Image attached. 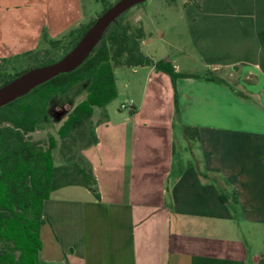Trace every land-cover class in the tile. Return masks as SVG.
<instances>
[{
  "label": "crops",
  "instance_id": "1",
  "mask_svg": "<svg viewBox=\"0 0 264 264\" xmlns=\"http://www.w3.org/2000/svg\"><path fill=\"white\" fill-rule=\"evenodd\" d=\"M67 4L49 15L42 0H0V61L84 23L81 0ZM181 5L190 40L181 53L203 72L165 60L201 77L177 80L176 114L167 74L120 72L129 115L98 121L84 151L99 197L77 185L50 193L38 264H264V0Z\"/></svg>",
  "mask_w": 264,
  "mask_h": 264
},
{
  "label": "trees",
  "instance_id": "2",
  "mask_svg": "<svg viewBox=\"0 0 264 264\" xmlns=\"http://www.w3.org/2000/svg\"><path fill=\"white\" fill-rule=\"evenodd\" d=\"M99 1L103 4L100 14L113 4L108 0ZM171 1L175 3L177 0ZM127 12L107 28L92 53L77 69L60 74L0 107V264H38V254L42 247L40 228L45 222L42 206L51 192L77 185L99 197L90 164L81 156L75 160L67 141L75 140L77 136L85 138V125L90 127L93 108L104 107L116 97V67L151 66L167 74L174 88L176 114L179 112L177 80L201 77L179 73L169 60H155L145 55L140 46L145 32L141 26L133 28L124 22ZM95 20L91 19L71 30L66 36V43L62 38L53 40L44 35L43 40L48 44V49L41 57L35 50L24 53L30 58L35 54L33 59L36 62L21 70L7 73L4 68L5 63L19 56L2 59L0 86L32 67L58 60V51H63V55L67 53ZM86 78L91 79L86 98L74 105L58 129L61 153L67 161L72 160L73 163L56 166L52 158L55 139L50 136L44 145L40 140H33L30 135L47 118L52 98L66 91L75 81ZM183 131L188 139L198 137L197 128L184 125ZM96 141L97 137L90 128L89 139L83 149L86 150Z\"/></svg>",
  "mask_w": 264,
  "mask_h": 264
},
{
  "label": "rangeland",
  "instance_id": "3",
  "mask_svg": "<svg viewBox=\"0 0 264 264\" xmlns=\"http://www.w3.org/2000/svg\"><path fill=\"white\" fill-rule=\"evenodd\" d=\"M114 3L116 0H108ZM44 7L48 10L49 15H59L60 12L64 13L68 8L67 0H42ZM85 12V21L87 23L91 19L97 18L102 11L103 4L99 0H81ZM135 13L142 19V25L146 33V37L142 43V52L152 57L155 60H165L170 57L175 61L179 70H194L202 71L201 68L192 60V57L182 56L183 49L190 48V40L187 34V26L184 17V11L181 5V0L172 3L171 0H147L141 4L132 7L124 16V22L130 24L131 27H139L136 23ZM82 23V24H84ZM81 25V24H80ZM67 34L62 37L66 43ZM48 44L44 42L38 46L35 51L39 56L48 49ZM35 55V54H34ZM33 57L20 55L11 61L4 64L7 73H13L14 70H21L34 62L36 59ZM63 51H58L57 57H61ZM152 55V56H151ZM170 61V60H169ZM171 62V61H170ZM127 67L117 69V85L118 94L104 107H94L93 116L90 120V127L85 125L84 134L85 138L80 139L77 136L75 140L67 141V145L71 150L75 160L84 157L83 146L89 139V131L93 132L99 125L98 121H102L106 116V123L110 126H117L120 122V114L129 115V110L121 109L123 103L130 101L126 88V76L120 72H126ZM128 77V76H127ZM226 77L229 81L234 82L238 79L237 73L234 71L228 72ZM129 79V78H128ZM127 79V80H128ZM91 79H79L75 81L66 91L56 94L48 105V114L45 120H42L36 130L31 133V138L35 141H41L44 145L50 136L55 139L52 149L53 164L61 166L65 164H72L73 161H67L61 153V142L58 135V129L62 122L66 119L67 115L71 112L74 105L85 99L87 96V89L90 85ZM100 121V122H101Z\"/></svg>",
  "mask_w": 264,
  "mask_h": 264
},
{
  "label": "water",
  "instance_id": "4",
  "mask_svg": "<svg viewBox=\"0 0 264 264\" xmlns=\"http://www.w3.org/2000/svg\"><path fill=\"white\" fill-rule=\"evenodd\" d=\"M145 1L147 0H116L96 18L77 43L58 60L32 67L0 86V107L24 96L60 74L70 73L77 69L92 53L107 28L123 13Z\"/></svg>",
  "mask_w": 264,
  "mask_h": 264
},
{
  "label": "built area",
  "instance_id": "5",
  "mask_svg": "<svg viewBox=\"0 0 264 264\" xmlns=\"http://www.w3.org/2000/svg\"><path fill=\"white\" fill-rule=\"evenodd\" d=\"M132 106H133V101H129L127 103H123L121 105V109H124V110L128 109V110H130L132 108Z\"/></svg>",
  "mask_w": 264,
  "mask_h": 264
}]
</instances>
